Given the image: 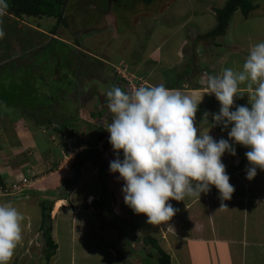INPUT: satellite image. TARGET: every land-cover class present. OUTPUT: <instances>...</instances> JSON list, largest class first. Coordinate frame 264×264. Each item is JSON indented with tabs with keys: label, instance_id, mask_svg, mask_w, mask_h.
<instances>
[{
	"label": "rangeland",
	"instance_id": "obj_1",
	"mask_svg": "<svg viewBox=\"0 0 264 264\" xmlns=\"http://www.w3.org/2000/svg\"><path fill=\"white\" fill-rule=\"evenodd\" d=\"M226 1L157 0L147 5L142 0H70L65 8V18L68 26L66 28L60 26L56 33L52 34L49 29L56 25L54 19H15L3 9V6L9 0H3L2 7H0L3 9V15H0V27L3 28L5 35L0 38V65L21 59L17 61V65L24 67L23 72L28 77L27 79L33 80L39 74L41 80L46 82L43 85L37 84L39 89L45 91L50 87L54 88V94L52 92L51 94L55 95L60 101L56 102L53 108L55 114L58 116L63 113L69 119H76L74 123L76 124L75 130L65 137L59 138L55 133L49 136L51 130L44 127L38 129L40 132L38 135L37 130H35L36 132L31 131L32 135L36 134L34 139L38 147L48 149L50 147L49 156L54 155V159H51L55 160L58 166L55 167L54 163H52L53 165L49 164L57 171L56 177L53 176L54 178L66 179L68 183L75 182L77 186H80L83 193L86 189L87 191L90 190V193L96 194L98 192L97 200H103L101 193L108 192L105 184L108 185L110 179L112 184L114 178L119 179V173H112L109 177L106 175L101 176L99 173L102 167L106 165V159L109 158L113 161L117 158L110 141H108V149L106 148L105 152L101 153L103 150L99 149L100 143H97L95 149L98 155H93L92 160L82 165L81 168H78L76 164L80 161V155H83L89 149V126L93 125L96 130L98 128L97 123H100L107 130L109 124L113 122L114 114L107 106L106 91L119 87L125 92L131 93L140 86L150 87L161 83L167 88L184 87L186 84H194L199 81L203 85L208 83L204 71L213 68L210 65L215 62V56L218 53L215 52V45L211 44L212 39L203 40L201 36L212 30L216 25L213 9L223 7ZM254 4L264 5V0H254ZM236 18L233 17L232 19L234 25L242 21L236 26L240 30L238 32V35H240L248 28L245 25L242 29L245 21L238 19V15H236ZM256 18V16L253 18L255 21L250 25V29L254 33L257 31L255 29ZM167 29H170L169 31L172 29V32H167ZM40 32H43V34ZM200 34L202 35L200 36ZM172 35H175L173 39L170 37ZM158 39H160L162 47L155 46ZM179 42L180 44L187 43V46L183 45L184 47L181 48L177 44ZM195 43L197 45H193ZM175 46L183 52L181 65L174 66L181 73L184 71L182 69L185 67L186 60L193 59L194 67L186 80L178 77V69V71L176 68L168 70V67L174 64L175 61L166 62L159 57L162 55L167 61L172 60L177 55L174 52ZM157 47L160 49L157 50ZM36 49L39 51L38 58H27L26 60L23 58L25 54ZM10 67L13 68V66ZM25 75H21L20 80H16L12 76L10 79L4 76V78H0V81L3 79V82H8L12 87L17 85L20 88L24 85L22 77H26ZM198 78H201V80ZM27 79L25 82L29 81ZM15 107L0 106V129L9 125V121L20 120V123H16L18 127L13 124L14 132L10 134L8 140L13 135L22 136L24 130L30 129L28 124L31 125L34 122L31 123L27 117L38 113L37 110L33 111L29 108H27L29 110L27 113L22 112L23 110ZM32 135H30L31 139ZM1 136L6 137L3 132ZM105 136L109 139L110 133L107 131ZM41 138L44 139L40 140ZM65 151H68V153L66 154ZM122 152L119 154L120 159H123ZM4 153L2 152L1 155ZM237 154L241 157L240 159L243 158V153ZM66 157L71 160H66ZM61 162L63 165H61ZM67 167L71 170H67ZM47 181H44L43 184ZM25 192L27 190L20 189L14 195L4 196L0 194V199L11 197L20 201L27 196V194L23 195ZM97 200L91 202L90 197H88L86 202L91 203L94 208H98ZM10 202L14 205H21L18 202ZM122 206L125 207L126 213H128L127 205ZM37 208L39 207L37 206ZM112 209H109V213L113 218L111 220L107 217H105V220L103 218V224L100 227L101 231L106 229L105 231H109L113 236L112 240L110 238L111 241L108 245L114 248L123 260L126 258L125 256L130 254L131 264H141V259L144 258L141 252L144 246L143 240L135 246L138 253H133L131 248V246L133 247L132 238L128 236L131 227H129L130 225L125 226L121 222L123 218H118V211L116 212L114 207ZM259 211H262V209ZM105 213L106 215L109 214L108 212ZM100 214L106 216L103 210H100L98 215ZM258 215L252 214V220L256 223L254 225L255 231L252 233L262 236L264 234V214L258 212ZM142 221L143 227L149 226L146 224L148 222L145 219H142ZM107 223L110 227L106 226ZM196 230L201 233L200 228ZM231 236L233 235L231 234ZM256 241L259 242V240ZM169 243L168 238H161L159 246L171 254H177L178 249L176 250V247L170 249ZM250 243L256 244L255 242ZM258 245H260V249L250 252L245 262H243L244 264H264V239ZM43 248L37 249L32 254H27V264H38V261H43L45 256ZM247 248V246H244L242 249ZM148 249L150 252L152 251L150 247ZM17 250L21 252L19 256L22 258L25 255L22 252H26L25 244L24 247L20 246ZM154 252L157 255V251ZM229 256L230 258L222 256L223 261L216 264H239L236 256L233 254H229ZM240 259H243V256ZM36 260L38 261L35 262ZM157 260V256L154 255L153 260L150 261L152 264H159ZM202 262L200 259L199 262L194 264H201ZM208 264H211V262Z\"/></svg>",
	"mask_w": 264,
	"mask_h": 264
},
{
	"label": "crops",
	"instance_id": "obj_2",
	"mask_svg": "<svg viewBox=\"0 0 264 264\" xmlns=\"http://www.w3.org/2000/svg\"><path fill=\"white\" fill-rule=\"evenodd\" d=\"M261 5H255V9L247 17L241 11L235 14L234 19H237L236 15H238V19L245 21L242 29L246 25L245 27L248 30L238 35L240 30L236 26L242 21L235 23V25L232 21L226 36L211 40V44L215 45V52L218 55L215 56V62L210 65L214 69H205L204 71L206 75L204 76L208 80L212 75L222 74L226 68H231L234 71H242L251 47L264 41V5L260 7ZM255 16L257 17V23L255 22V29L257 31L254 33L251 31L250 25L255 21L253 19ZM169 30L167 29V32H172V29L171 31ZM170 37L173 39L175 35ZM203 40L208 39L204 38ZM156 42L157 45L155 44V46L162 47L160 39ZM177 44L181 48L184 47L183 45L187 46V43L184 42ZM193 45L197 44L195 43ZM159 47L156 49L159 50ZM179 47L174 48V52L177 55L172 60L167 61L162 55L159 56L166 62L175 61L174 64L170 65L172 67H168V70L175 69L176 67L174 66L181 65L180 63H182L183 52ZM184 66L182 69L184 70L183 73L178 68L176 70H179H177L179 72L177 74L178 77L186 80V78H189V73H192L194 67L193 59H187ZM169 89L180 90L182 93L196 100H202L196 114L197 127H200L205 132L210 131V135L217 141L221 138H229L228 132L231 130V127L225 129L222 124L215 125L212 115H209L207 120L204 121L205 113L216 114L219 113L221 108V104L215 95L210 94L208 83L203 85L199 81L194 84H186L184 87H172ZM241 90L243 96L234 98L233 111L236 110L237 106L251 108L250 93L246 85H241ZM19 121V119L9 121V125L0 129V181L5 186H9L13 183H21L24 179H27L29 181L28 185H30V187L25 189L27 192L23 194H27V196L20 201L14 200L11 197L0 199V202L14 201L21 203L20 206L18 204L15 206L25 215L23 222V241L20 246L24 247L25 244L27 253L22 252L25 255L20 258L19 254L21 252L17 250L11 264H27V254H32L37 249L40 250L43 247L46 248L41 233L43 218L40 202L44 197H47L49 192H52V195L47 198L51 201L55 200L51 214V235L54 243L57 245V250L49 262L44 258L43 261L36 260L35 262L38 261V264L39 262L40 264H131L130 254L125 256L126 258L123 260L115 249L108 245L113 239L112 234L109 231L106 232V229L101 231L100 227L103 224V218L104 220L106 219L105 217L109 220L113 218V216H110L107 207H110V209L114 207V210L116 212L118 211L119 217H117L123 218L121 222L125 226L130 225V235H126L132 238L133 247L131 246V248L133 253H138L137 249L135 250V246L141 243L139 240H143L145 237L155 239L158 246L161 238H168L170 241L169 248L173 249V247H176V250L178 249L177 254H171L164 249L171 256L172 264H194L199 262L200 259L203 261L201 264H208L209 262L216 264L217 262L220 263L223 261L222 256L230 258L229 254L236 256L239 264H244L243 262H245L250 252L260 249L258 243L260 244V241L264 239V234L259 236L258 234L255 235L252 233L255 231L254 225L256 224L252 220V214H256L257 216H259L258 212L264 214V170L258 169L256 178L251 181L248 180L246 178V169L250 166V162L245 163L243 168L239 169L233 166L234 164L238 166L239 162H233L231 157L229 158L226 154L222 157V162L226 165L227 174L230 176V183L235 187V192L230 200L222 199L219 190L215 186H212L208 193L201 194L200 199L198 197H186L185 201L170 200L169 202L174 208L178 209L176 215L168 222L159 225L146 223L149 226L146 225L147 227H143L142 219L148 222L146 214H136L129 206L126 207L129 210L126 213L125 207L122 206L126 204L122 192L124 186L122 179L116 180L114 178L113 184L110 179V183L108 185L105 184L108 191V199L105 202L106 206L104 209H98L99 207L94 208L86 200L88 197H90V201L97 200L98 192L94 194L86 189L84 191L85 193H83L80 186H77L75 182L68 183L66 179L62 180L58 177H53H56L57 171L51 165L49 166V164L54 163L57 165V162L51 159L54 155L51 153L52 156H49L50 151L48 150L46 152L47 154H44L47 148L38 147L34 139L36 134L32 135L31 132H36V129L31 128L30 124H28L30 129L24 130L23 135H19L21 137L13 135L8 140L10 134L14 132L13 124L17 125L16 123H20ZM2 132L7 139L1 136ZM36 133L38 135L40 132L37 130ZM30 135H32L33 142ZM14 137L17 138L14 139ZM43 139L41 138L40 140ZM230 143H233L235 148H244L250 151L249 148L243 145L235 144L233 141H230ZM2 152L5 153L1 155ZM240 158L238 155L235 156L236 160H241ZM51 160L52 162L50 163ZM110 161L109 158L105 160V175L107 177L112 174L109 165ZM61 165H63L62 162ZM44 181L47 182L43 184ZM59 202L63 204H60L59 208L56 209V205ZM261 209L262 211H259ZM100 210H103L105 215V212L109 214L106 216L98 215ZM106 226L110 227L108 223ZM198 228L201 229L200 232L202 234L196 230ZM256 240H259V242ZM250 242L257 243L252 244ZM244 246L248 248L242 249ZM252 246L254 247L252 248ZM159 247L161 248V246ZM241 256H243V259H240ZM143 259H141V264H143Z\"/></svg>",
	"mask_w": 264,
	"mask_h": 264
},
{
	"label": "clouds",
	"instance_id": "obj_3",
	"mask_svg": "<svg viewBox=\"0 0 264 264\" xmlns=\"http://www.w3.org/2000/svg\"><path fill=\"white\" fill-rule=\"evenodd\" d=\"M4 35L0 27V38ZM208 85L221 108L216 114L205 113L204 121L212 115L215 125L231 127L228 139L217 141L210 131L197 127L202 100L163 83L140 86L131 93L119 87L106 91L107 106L114 114L107 131L117 154L110 171L124 181L126 205L136 214H146L149 224L159 225L176 215L178 209L170 200L200 199L212 186L222 199L232 198L235 187L222 162L226 152L237 154L230 141L250 149L246 152L248 180L256 178L258 169L264 170V41L251 47L242 71L226 68L210 76ZM241 85L249 90L251 108L237 106L233 111L234 98L243 96ZM24 220V213L14 204L0 202V264H11L23 241Z\"/></svg>",
	"mask_w": 264,
	"mask_h": 264
},
{
	"label": "trees",
	"instance_id": "obj_4",
	"mask_svg": "<svg viewBox=\"0 0 264 264\" xmlns=\"http://www.w3.org/2000/svg\"><path fill=\"white\" fill-rule=\"evenodd\" d=\"M70 0H9L8 3H6L3 6V9L8 12L10 15H12L15 19H21L24 18H33V19H54L56 22V25L51 27L49 30L52 31L51 33H56L57 29L60 26L67 27V20L65 18V8L68 5V2ZM144 4L150 5L154 3L157 0H142ZM2 7V5H0ZM255 9L254 0H227L223 7H215L213 9V12L215 14V20L216 25L213 27L212 30L207 32L205 35L201 36L203 39H215L218 37H224L228 34L231 22L233 17L238 11H241V13L247 17L253 10ZM43 34V32H40ZM38 50H43L42 48ZM32 50V52H29L28 54H25L23 58L26 60L27 58H38L39 57V51ZM21 59H18L12 63H5L3 65H0V78H4L6 76L8 79L16 78V80H20L21 75H25L23 70L24 67L17 65L18 62ZM10 66H13L10 67ZM23 73V74H22ZM26 76V75H25ZM24 80V85L20 88H18L17 85H10L8 82L1 79L0 81V106H16L15 108H20L19 110H23L22 112L29 111L30 110H37L38 115L35 114L34 116H28L27 118L30 120V122H34V124H31V127L33 129L38 130L39 128H48L51 130V133H55L59 138L65 137L66 135H69L72 133L73 130L76 128L75 120L69 119V117L65 116L63 113L55 114V110L53 109L56 102H60L59 99L55 95H52L51 92L54 94V88L50 87L48 90H41L38 88V85L46 84L45 81L41 80V76L39 74L36 78L27 79L28 77H22ZM32 78V77H31ZM29 80L28 82H25V80ZM40 81V82H39ZM16 84V83H14ZM38 84V85H37ZM53 88V89H52ZM23 115V114H22ZM27 115V114H26ZM40 116V118H38ZM98 128L95 130V127L93 125L90 127V140H89V149L84 152L83 155H80L79 163L76 164L78 168L82 167L85 163L92 160L93 155H98L97 150L95 149V145L101 141L107 130L103 128V126L100 125V123H97ZM95 136H94V134ZM92 137H94L92 139ZM50 149V147H49ZM48 148L45 150L44 154H47V150L50 151ZM247 149H241L236 148V153H243V158L241 160H236L235 156L230 155L229 153H225L229 158L233 160V162L238 163V168H243L244 164L249 162L246 157ZM67 154L68 151H65ZM102 155V154H101ZM103 156V155H102ZM55 165V167H57ZM75 166V165H74ZM234 167L237 165H233ZM70 167V166H69ZM69 167H67V170H71ZM78 171V170H77ZM106 171V165L102 167V169L99 171L101 176L105 175ZM0 183H2L0 181ZM52 192H49L47 194V197H50ZM47 197H44L40 202L41 212H42V226H41V233L44 240L45 245V256L44 258L47 260V262L50 261L51 257H53L54 253L57 250V245L54 243L52 239V208L53 203L55 200L51 201ZM101 197L103 200L99 199L97 200L99 209L105 208V202L107 201V192L104 191L101 194ZM96 201V200H95ZM107 209H110V207H107ZM141 240H139L140 242ZM143 248L142 254L144 255L143 264H152L151 259L153 260L154 255L157 256V261L159 264H172V259L169 254H167L163 249H161L157 241L153 239L152 237H145L143 238ZM145 247V248H144ZM148 247L151 248V252L149 251ZM157 251V255L156 252ZM146 252V253H145ZM153 252V253H152ZM155 253V254H154Z\"/></svg>",
	"mask_w": 264,
	"mask_h": 264
},
{
	"label": "built area",
	"instance_id": "obj_5",
	"mask_svg": "<svg viewBox=\"0 0 264 264\" xmlns=\"http://www.w3.org/2000/svg\"><path fill=\"white\" fill-rule=\"evenodd\" d=\"M108 141H109V139L106 136H104V138L101 141L98 142V144L100 143L99 144V149L103 150L101 153L105 152L108 149L107 148ZM65 159H68V158L66 157ZM28 184H29V181L27 179H24L21 183L12 184V186L10 188H7V187H4V186L0 185V194L4 195V196L14 195L16 191H18L20 189L24 191L26 186H27V188L30 187V185H28Z\"/></svg>",
	"mask_w": 264,
	"mask_h": 264
},
{
	"label": "bare ground",
	"instance_id": "obj_6",
	"mask_svg": "<svg viewBox=\"0 0 264 264\" xmlns=\"http://www.w3.org/2000/svg\"><path fill=\"white\" fill-rule=\"evenodd\" d=\"M92 201H94V200H92ZM92 201H91V202H92ZM60 204H63V203H62V202L57 203V205H56V209L59 208Z\"/></svg>",
	"mask_w": 264,
	"mask_h": 264
}]
</instances>
